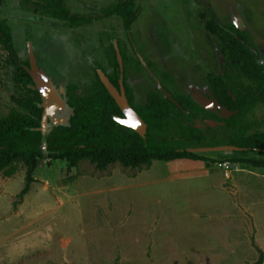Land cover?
I'll use <instances>...</instances> for the list:
<instances>
[{
    "label": "rangeland",
    "instance_id": "rangeland-1",
    "mask_svg": "<svg viewBox=\"0 0 264 264\" xmlns=\"http://www.w3.org/2000/svg\"><path fill=\"white\" fill-rule=\"evenodd\" d=\"M26 1L6 0L0 20L10 27L21 60L32 55L60 96L69 83L83 92L97 65L113 74L105 57L110 44L124 46L133 59L126 65L134 66L130 79L140 80L133 86L138 103L163 86L192 92L206 74L197 61L211 63L207 52L204 58L196 52L198 44L213 43L205 32L209 18L200 17L207 4L222 24L241 14L255 41L260 27L264 32V0H138L140 14L127 33L118 17L70 29L34 14ZM66 3L74 14L97 17L113 0ZM6 58L0 44V118L15 108ZM245 119L256 123L251 132H264V106ZM53 123L43 122V132ZM215 129L223 143L229 130ZM196 153L216 163L182 159L98 171L88 161L74 168L40 160L23 198L20 164L13 177L0 176V264H255L257 248L264 254V169L231 162L235 156L226 147Z\"/></svg>",
    "mask_w": 264,
    "mask_h": 264
},
{
    "label": "trees",
    "instance_id": "trees-1",
    "mask_svg": "<svg viewBox=\"0 0 264 264\" xmlns=\"http://www.w3.org/2000/svg\"><path fill=\"white\" fill-rule=\"evenodd\" d=\"M5 1L0 0V5ZM136 1L113 0L108 7L98 11L97 17L72 13L66 0H27L26 4L34 14L56 20L70 29L90 26L93 21L102 18L119 17L124 29L130 31L138 18ZM229 28L235 32L234 27ZM206 29L220 40L218 49L226 67L231 69V72L225 71L214 82L211 81L216 98L234 113L229 120L218 119L232 131L223 143L211 128L201 130L195 126L192 120L194 113L203 110L191 99L173 96L180 106L178 108L159 90H154L146 95L144 103L136 104L134 93L125 82L130 106L147 125L146 136L143 138L134 130L120 125L115 119H124V115L100 82L96 73L103 70L100 66L96 67L93 81L83 92L79 93L76 84L65 86V98L73 115L67 125L52 126L44 134L42 99L27 72L30 62L21 60L10 27L6 21L0 20V44L7 51L5 63L12 68L11 80L15 88L12 97L15 108L6 117L0 118V176L11 178L19 165H23L26 170L25 187L20 193L23 198L35 181L33 175L40 160H63L74 168L88 161L98 171H105L113 164L138 169L149 167L154 161L182 159L215 164V160L194 151L224 146L241 150L233 152L235 157L231 162L264 169V132L251 133L253 123L245 119L257 104L264 105V67L227 28L219 26L214 19L206 25ZM106 52L114 69L109 80L119 88L116 50L110 44ZM119 53L125 61L120 46ZM235 74L246 78L250 84L238 86ZM257 251L259 258L255 264H263L264 254L258 248Z\"/></svg>",
    "mask_w": 264,
    "mask_h": 264
},
{
    "label": "flooded vegetation",
    "instance_id": "flooded-vegetation-1",
    "mask_svg": "<svg viewBox=\"0 0 264 264\" xmlns=\"http://www.w3.org/2000/svg\"><path fill=\"white\" fill-rule=\"evenodd\" d=\"M138 1V0H137ZM136 1V2H137ZM137 7V6H136ZM139 9V8H138ZM204 12L202 14H200V17L202 20H205L206 18H209V20L205 23V32L210 36L212 37V45L210 46H204V44L200 45L198 44L197 48H196V52H198V55L202 56V58L205 57V53L204 52H207V55L209 56V58L211 59V63L210 64H205L204 61L202 60H198L196 65L198 67L200 66H204L205 70H206V74H205V78H204V82H202L203 84H199V86H195V87H192L190 86L189 88L192 89L191 91L192 92H176L174 91V93H171L168 89H166L163 84V90L166 91V93H168L169 95H171V97L173 96H182L184 98H188V99H191L194 103H196L202 110L203 112L199 113V112H195L194 113V117L192 118L195 126L198 128V129H201V130H206L207 127L211 128L213 130V133H215L217 135V139L222 142L219 137H218V134H217V131L215 129V127L219 126V127H223L227 130H229V134L228 136L231 135L232 131L230 129H228L226 127V124L222 121H219L218 119H222V120H229L232 116H234V113L231 112L229 109H227L226 107H224L220 102L219 100L216 98V96L214 95L213 93V89H212V85H211V81L214 82V80L223 75L225 71H230L231 72V69L229 68V66L226 67V61L225 59L221 56V53H220V50L218 49V44L220 43V40L215 36L213 35L212 33H210L207 29H206V25L209 24L212 19L215 20V22L221 26V27H225L227 28L228 32L231 33L233 35V37H235L245 48L248 49V51L253 55V57L256 59V61L258 62L259 65L263 66L264 67V32L262 31L261 27L259 28L260 29V39L259 41H255L254 39H252L249 35H250V30L248 29V26L246 24V20L244 19V17L240 14H233L230 16L229 18V23L228 24H222L219 22V20L217 19V14H216V11H215V8L212 7L210 4H207L204 6ZM101 10V9H100ZM140 14V10H139V13L138 15ZM139 17V16H138ZM119 18V17H118ZM238 20V21H237ZM97 21V20H95ZM136 22V21H135ZM134 22V23H135ZM121 23H122V27H123V22L121 20ZM133 23V24H134ZM132 27V26H131ZM229 27H234V30L235 32L233 31L232 28H229ZM229 28V29H228ZM123 30L127 33L129 31H126L123 27ZM237 30V31H236ZM201 47H200V46ZM115 50L117 49L118 50V53H119V44L118 46L115 45ZM129 47V46H128ZM130 48V47H129ZM121 49L123 50L124 54H125V61L122 59L121 57V60H122V71H121V67H120V64H119V73H120V79H119V88H116L113 84V86L120 91V81H121V78H122V82H123V88H124V91H125V96H126V90H125V87H124V82L125 84L133 91L134 93V96H135V103L136 104H141V103H138V93H137V89L135 90V88H133L134 85H136L138 82H140V80H134L132 81L130 79V76H129V72L133 71L134 70V66L133 65H126L127 63H130L132 64V61L133 59H131L130 56H128V51L126 52V49L121 47ZM117 50H116V53H117ZM132 50V48H131ZM195 48L192 47V54L194 52ZM120 55V53H119ZM106 57V60L109 64V66L112 68L113 70V74H114V69L113 67L110 65L109 63V60L107 58V55H105ZM134 57V55H133ZM197 57V56H196ZM117 60H118V57H117ZM204 60V59H203ZM119 63V62H118ZM99 66V65H97ZM126 66L127 69H126ZM138 66V69H139V65ZM101 67V66H100ZM130 67V68H129ZM102 68V67H101ZM103 69V68H102ZM137 68H135L136 70ZM99 71V70H97ZM96 71V73H97ZM109 79V77H112L113 74L111 76H109L105 70H101ZM140 72V71H139ZM138 71L136 73H139ZM236 77H237V82H238V86H241V85H244V86H247L249 85V81L244 78V77H240V76H237V74H235ZM165 78H167V74L164 73L163 75ZM125 80V81H124ZM164 96L165 94L159 90ZM151 92V91H149ZM148 92V93H149ZM147 93V94H148ZM62 99L64 100V102L67 104V101H66V98H65V94H62L61 95ZM165 98H167L165 96ZM126 99H127V96H126ZM168 99V98H167ZM173 99V98H172ZM203 100L205 101H208L210 103H217L219 104L222 108L228 110L230 113H232L231 116H226L224 114L223 111H221L220 109L217 110L215 109L214 107L213 108H205L202 103H203ZM128 101V99H127ZM129 103V102H128ZM42 105V104H41ZM68 105V104H67ZM130 105V104H129ZM178 105V104H177ZM176 105V106H177ZM258 105H262L264 106L263 104H257L256 106ZM255 106V108H256ZM178 108H180V106L178 105L177 106ZM70 108V107H69ZM254 108V109H255ZM71 109V108H70ZM133 109V108H132ZM253 109V110H254ZM44 110V109H43ZM134 110V109H133ZM252 110V112H253ZM135 111V110H134ZM136 112V111H135ZM251 112V113H252ZM137 113V112H136ZM64 115V116H63ZM249 115V114H248ZM70 116L69 113L68 114H58V115H52V116H48L47 119H45L43 122H46V123H49L51 121H53V126H59V125H67L69 120H66V118ZM71 118V117H70ZM125 118V117H124ZM198 121H202L204 123L206 122H210L209 125L205 128V129H202L200 127H198L196 125V123ZM256 124V123H254ZM253 124V125H254ZM43 125V123H42ZM43 132V130H42ZM44 133V132H43ZM253 133V132H251ZM262 133V132H261ZM46 134V133H44ZM226 136V139L227 137ZM225 139V140H226ZM225 140L223 142H225ZM225 147V146H224ZM218 148H221V147H218ZM216 149V148H214Z\"/></svg>",
    "mask_w": 264,
    "mask_h": 264
},
{
    "label": "water",
    "instance_id": "water-1",
    "mask_svg": "<svg viewBox=\"0 0 264 264\" xmlns=\"http://www.w3.org/2000/svg\"><path fill=\"white\" fill-rule=\"evenodd\" d=\"M117 57H118V62H119L120 67H121V71H122V60H121V57L118 53V50H117ZM29 62H30V69H27V72L31 76V78L35 84V88L40 93V96L42 99L41 107L44 109L43 121L45 119H47L48 116L58 115V114H62V113L63 114L69 113L70 116H68L66 118V120H69L70 117L73 115V110L70 109L69 106L64 102V100L62 99L60 94L57 92L55 87L52 85L50 80L46 77V75L38 69L36 62H35L32 55L30 56ZM97 75L100 79V82L106 88L109 95L114 99L117 106L120 108V110L122 111V113L125 117L124 119L116 118L115 119L116 122H118L120 125H122L124 127H127V128L134 130L136 133H138L140 136H142L144 138L146 136V133H147V125L139 117V115L132 109V107L129 105V103L126 99V96H125L122 78L120 81L121 87H120V91H119L112 85V83L110 82L108 77L101 70L97 71ZM161 91L165 94V96L172 103L177 105V103H175V101L172 99L171 95L166 93V91L163 89H161ZM202 105L205 108H210V109L212 108V107H209L203 103H202ZM214 108L217 110L220 109L221 111L224 112V114L226 116L232 115V113H230L228 110L222 108L217 103H215ZM226 148L232 152L241 151V150H239L237 148H233V147H226ZM44 149H46V146H44ZM197 151L198 150H196L194 152L196 153Z\"/></svg>",
    "mask_w": 264,
    "mask_h": 264
},
{
    "label": "bare ground",
    "instance_id": "bare-ground-1",
    "mask_svg": "<svg viewBox=\"0 0 264 264\" xmlns=\"http://www.w3.org/2000/svg\"><path fill=\"white\" fill-rule=\"evenodd\" d=\"M237 21H238V20H237ZM203 104H205V105H207V106H209V107H212V108L215 106L214 103H210V102L205 101V100H203Z\"/></svg>",
    "mask_w": 264,
    "mask_h": 264
},
{
    "label": "built area",
    "instance_id": "built-area-1",
    "mask_svg": "<svg viewBox=\"0 0 264 264\" xmlns=\"http://www.w3.org/2000/svg\"><path fill=\"white\" fill-rule=\"evenodd\" d=\"M226 177H227V178L229 177V173H228V172H226Z\"/></svg>",
    "mask_w": 264,
    "mask_h": 264
}]
</instances>
